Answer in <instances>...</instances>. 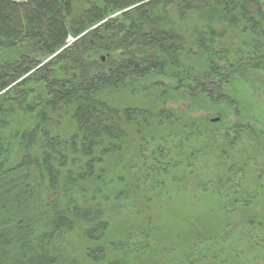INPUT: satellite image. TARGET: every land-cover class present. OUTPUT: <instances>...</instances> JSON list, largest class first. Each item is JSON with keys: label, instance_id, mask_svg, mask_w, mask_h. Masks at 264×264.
Instances as JSON below:
<instances>
[{"label": "trees", "instance_id": "16d2710c", "mask_svg": "<svg viewBox=\"0 0 264 264\" xmlns=\"http://www.w3.org/2000/svg\"><path fill=\"white\" fill-rule=\"evenodd\" d=\"M253 69L264 71L261 0H0V264H80L78 258L63 256L60 243L76 230L83 231L89 244L84 253L91 264L108 261V244L119 257L111 264L141 259L140 264H152L153 244L168 239L169 231L160 235L155 224L142 223L135 231L137 243L107 244L110 224L104 208L79 204L72 190L84 191L92 181H101V165L123 150L127 126L195 129L193 121L167 108L165 100L197 93L203 102L228 104L240 115L228 92ZM146 80L155 86L149 89L152 108L119 106L105 96L110 91L149 95L142 84ZM26 113L35 120L28 129L19 121ZM218 114L219 121L213 123L209 117L205 129L225 122ZM62 118L72 130L53 134L50 126ZM225 129L223 134L211 129L212 134L205 135L207 152L220 150L226 156L218 163L226 177L194 181L197 186L211 185L212 192L203 194L208 199L201 196L204 217L197 216L194 226L185 222L190 232L183 240L177 232L185 257L170 254L180 252L175 244L168 248V262L159 264H245L240 256L245 257L252 245L239 246L245 232L231 220L235 215L245 218L255 195L246 194L243 178L235 176L239 171H231L244 150L264 147V132L247 119ZM200 130L192 139L197 144L205 138ZM249 137L253 145L229 155ZM199 153L195 148V155ZM180 163L183 158L170 159L162 172L175 173ZM186 167L189 173L182 176L189 179L195 171L191 162ZM175 179L167 185L164 179L150 178L162 192L177 184ZM43 187L60 190L67 199L51 203L39 196L35 211L33 191L41 195ZM28 200L33 205L27 207ZM257 244L264 251V238Z\"/></svg>", "mask_w": 264, "mask_h": 264}, {"label": "rangeland", "instance_id": "374dc122", "mask_svg": "<svg viewBox=\"0 0 264 264\" xmlns=\"http://www.w3.org/2000/svg\"><path fill=\"white\" fill-rule=\"evenodd\" d=\"M261 2L264 6V0H261ZM233 43L238 44L239 39L235 38ZM239 79L230 86L231 89L228 93L234 98L240 110V115H236L233 107L228 104L224 103L218 106L207 101L203 102L204 99L197 93L188 94V97L186 96L187 98L178 95V98L165 100L164 105L167 108H174L176 110L175 112L180 114L185 120L193 121L194 124L191 125L195 129L189 127L181 129L182 127H180L178 130H173L172 128L170 130L168 128L167 130L157 131L154 128L137 130L138 127L135 125L127 126L128 132L123 140V150L116 153V155L108 156L101 165L104 169L101 175V181H92L86 186L87 190L84 191L77 188L72 190L71 196L76 198L79 204L85 207L98 205L104 208L110 224L109 230L106 232L105 242L107 244L110 241L116 242L117 240L123 242L128 240L130 244L137 243L139 239L135 236V231L143 225L142 223L146 225L155 224V229L157 231L159 230L160 235L165 231H169L170 233H168V239L165 237L157 245L153 244L156 249V254H152L155 263L153 260L151 263L159 264V262H168L170 254L180 259L185 257L184 253L186 251L182 249L184 243L177 242V239L179 240L177 238V232H180L182 235L181 239L183 240L185 234L190 232L185 222H190V226H194L199 222L197 221V216H203L202 213L205 210V202L203 199L201 200V196L203 194L205 195L204 192H206V195L212 192L209 189L211 185L203 184L197 186V182L194 181L209 182L211 178L214 179L211 175L216 178L224 175L223 178H225V174L227 173L225 170L222 171L223 167L218 164L220 160L225 161L226 156L220 155L219 149L214 154L207 152L210 148L209 137L205 134H212L213 131L211 129H216L219 134H223V131H226L225 128L231 125L232 122H240L242 119L251 121L254 126L256 125L258 129L264 132V71L261 69H253L248 71L244 78ZM162 80L166 83L169 82L165 78ZM142 84L148 86V94L149 89L155 87L150 86L151 80L143 81ZM107 95L108 100L119 106L130 105L145 108H152L153 106L151 104V97L153 96L150 94L144 95L142 91L138 94H133V97L128 91L125 93L122 91H110L105 94L106 97ZM191 98L193 100L189 101ZM218 113L223 115L225 122L205 129L204 125L208 122L209 117H219ZM20 117L21 119L19 121H22L23 128L28 129L35 123V120L28 113ZM60 122V124L50 126L53 134L59 133L61 135L68 129L70 131L72 130L71 125L65 126V120L63 118L60 119ZM198 127H201L200 132L202 131V138L205 137L203 139L199 138V144L201 145L192 140L197 135L196 131ZM191 135L192 137H190ZM186 137H190L189 140ZM180 141H183V144ZM243 142V146L240 143L235 150L231 153L229 152V155L237 156L240 153L239 149L244 150L242 147L254 144L253 139L250 137L244 139ZM197 147L200 148L199 155H195V148ZM205 150L207 155H203ZM244 151V155L239 157V161L231 172L239 171L235 176L243 178V181H241V189L247 192L246 194L255 195V200L249 201V209H247L245 218L241 217V219L239 215H235L232 216L231 222H233L240 233L245 232L240 238L239 246L244 248L252 245V248L248 250L245 257L240 256L243 260L242 262L245 264H264V251L257 247V242H261L264 238V174L262 172V169H264V147L254 152ZM12 156L17 157L18 153H13ZM189 156H193L192 161H189ZM173 158H183L184 163L179 164L175 173H163V169H161L164 166L163 163ZM188 162H191V166L195 171L192 175H199L198 179H193V176H188L189 179H186L182 176V174L189 173V170H187L188 167H186L189 164ZM73 169L75 171L78 170L77 167H73ZM159 171L161 174H159ZM162 175L165 177H162ZM155 177L164 179L167 185L171 183L169 181L171 177L176 178L175 180H178V183L177 181H174V183L179 184L180 188L178 189L177 184H175L174 186L166 188L169 191L162 192L163 190L160 188L157 189L154 186V182L150 180V178ZM32 184L34 185V183ZM47 184L48 181L46 179ZM205 187L209 190L205 191ZM36 189L39 191L38 187ZM40 192H42L41 195L35 189L33 191L35 211L38 210L37 198L39 196L40 199L44 198V200L51 203L60 198H62L60 200L67 199V197H62L63 193L60 190L58 192H51L48 187H43ZM204 195L203 198L208 199L209 196L205 197ZM33 201L28 200L26 203L27 207L28 204L33 205ZM36 217L38 215L34 214L33 218L36 219ZM204 219L207 220L208 218L205 217ZM250 220L253 223H249ZM207 228L213 229L212 226L208 227V225ZM171 233L174 236H171ZM221 238L219 241H221ZM85 240L83 231L81 230H76L74 234H69L68 236L64 235L63 240L61 242L59 241L63 247V256L78 258L80 264H91L84 253L85 246L89 245ZM151 240L153 241V239ZM219 243L222 244L221 242ZM175 244L179 246L177 250L180 252L171 251L168 254V248ZM218 246L223 247L221 245ZM107 248L109 255L108 261L102 264H111L119 258L114 253L113 246L108 244ZM140 262H144V259H141L137 263L140 264ZM115 263L117 264V262ZM137 263L136 261L132 262V260L129 263L122 262V264Z\"/></svg>", "mask_w": 264, "mask_h": 264}, {"label": "water", "instance_id": "95a60500", "mask_svg": "<svg viewBox=\"0 0 264 264\" xmlns=\"http://www.w3.org/2000/svg\"><path fill=\"white\" fill-rule=\"evenodd\" d=\"M219 120V117H213L212 119H211V121H213V122H216V121H218Z\"/></svg>", "mask_w": 264, "mask_h": 264}]
</instances>
